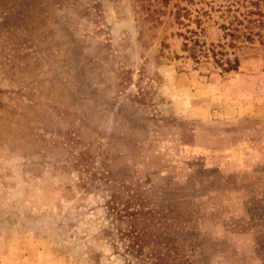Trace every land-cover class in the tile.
Returning <instances> with one entry per match:
<instances>
[{
  "label": "rangeland",
  "instance_id": "rangeland-1",
  "mask_svg": "<svg viewBox=\"0 0 264 264\" xmlns=\"http://www.w3.org/2000/svg\"><path fill=\"white\" fill-rule=\"evenodd\" d=\"M173 1L0 0V264H264V26L223 72Z\"/></svg>",
  "mask_w": 264,
  "mask_h": 264
},
{
  "label": "trees",
  "instance_id": "trees-1",
  "mask_svg": "<svg viewBox=\"0 0 264 264\" xmlns=\"http://www.w3.org/2000/svg\"><path fill=\"white\" fill-rule=\"evenodd\" d=\"M183 0H174L168 12L173 13V21L178 29L175 34L181 38V49L194 61L200 57L212 59V63L223 72L234 71L238 67V59L233 52H227L224 45L237 47L236 42H251L254 35H259L258 31H253V27L264 26V0H224V5L218 4L217 9H213L212 0H198L204 6L190 7L192 0H184L190 5H181ZM142 8L149 10V16L155 13H163V8H167L170 0H138ZM249 5V6H248ZM146 6V7H145ZM251 6V7H250ZM152 7V8H150ZM239 7L243 10L239 11ZM212 10L219 12L217 17L221 19L218 28L221 30V37L227 38V42H210L205 46L202 33L205 28L202 25L204 19L210 18ZM193 24V27L190 25ZM232 56L229 57L228 55Z\"/></svg>",
  "mask_w": 264,
  "mask_h": 264
}]
</instances>
